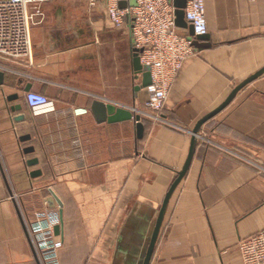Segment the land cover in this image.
I'll return each instance as SVG.
<instances>
[{
	"label": "crops",
	"instance_id": "crops-1",
	"mask_svg": "<svg viewBox=\"0 0 264 264\" xmlns=\"http://www.w3.org/2000/svg\"><path fill=\"white\" fill-rule=\"evenodd\" d=\"M31 55L0 56V264H40L28 226L62 203L61 264H142L197 123L264 68V0H205L207 34L179 71L162 121L132 69L128 26L102 3L48 0ZM180 34L189 36L187 29ZM48 99L31 109L25 89ZM139 116L109 122L95 102ZM35 161L33 164H29ZM264 230V73L195 136L149 264H241L240 241Z\"/></svg>",
	"mask_w": 264,
	"mask_h": 264
},
{
	"label": "built area",
	"instance_id": "built-area-1",
	"mask_svg": "<svg viewBox=\"0 0 264 264\" xmlns=\"http://www.w3.org/2000/svg\"><path fill=\"white\" fill-rule=\"evenodd\" d=\"M47 1L0 0L1 57L24 59L31 55L30 30L43 17L40 7ZM173 1L86 0L89 7L102 3L116 27H129L132 48L141 50L139 63L149 69L146 108L156 121H162L164 103L184 61L194 54L192 40L207 34L205 0H185L184 19L192 27V37L180 34L175 26ZM25 101L31 109L48 105V99L35 92H27ZM57 225L59 213L49 209L28 226L40 264H61L62 241L55 235ZM238 250L241 264H264V230L240 241Z\"/></svg>",
	"mask_w": 264,
	"mask_h": 264
},
{
	"label": "water",
	"instance_id": "water-1",
	"mask_svg": "<svg viewBox=\"0 0 264 264\" xmlns=\"http://www.w3.org/2000/svg\"><path fill=\"white\" fill-rule=\"evenodd\" d=\"M185 4L186 1L185 0H174L173 1V6L175 8V26L178 29H187L189 32V36L192 37L193 36V30L191 26H188L185 19H184V12L183 9L185 8ZM121 7H124L125 4H121ZM205 36H201V37H196L195 39L200 40V39H204ZM132 52V69L133 72L135 73V75H141L142 81H141V85L135 87V91H139L141 88H146L147 86L150 85V74H149V69L146 66H141L139 63V54L141 53V50H137L135 48H132L131 50ZM264 73V68L261 69L260 71H258L257 73H255L254 75H252L250 78H248L246 81H244L243 83H241L240 85H238L233 91L232 93L228 96V98L226 99V101L220 105L216 110H214L213 112H211L210 114H208L206 117H204L202 120H200L197 125L195 126L194 130H193V137H192V142H191V148H190V152L188 154L186 163L182 169V171L179 173L178 178L176 179V181L173 183L171 189L169 190L168 194L166 195L164 202L162 204V207L160 209L153 233L151 235V239L145 254V257L143 259L142 264H149L150 263V259L152 257L153 254V250L155 247V243H156V239L159 233V229L161 226V222H162V218L165 212V208L168 202V199L170 198L172 192L174 191L175 187L178 185V183L180 182V180L183 178V176L185 175L191 158H192V154L194 151V143H195V136L197 135L198 130L200 129V127L209 119H211L212 117H214L217 113H219L222 109H224L228 103L233 99V97L236 95V93L238 91H240L243 87H245L247 84L251 83L253 80L257 79L258 77H260L262 74ZM4 83V73L2 71H0V86H2ZM30 90L29 87H27L25 89V92H28ZM92 109L95 113L98 114V118L102 119L104 117L105 114H107L109 116L108 121L109 122H118V121H122V120H130V119H135L137 122V135L140 138L141 134H142V125L140 123H138L139 121V116H133V114L127 110L124 109H119L115 106L112 105H104L102 102H95L92 106ZM35 163V161H31L29 164H33ZM47 203L49 205L50 208H55L58 207V213H59V225H57L55 227V235L59 236L61 233V228H62V203L59 201V199L56 197V195L53 192H50V197L47 199Z\"/></svg>",
	"mask_w": 264,
	"mask_h": 264
},
{
	"label": "rangeland",
	"instance_id": "rangeland-1",
	"mask_svg": "<svg viewBox=\"0 0 264 264\" xmlns=\"http://www.w3.org/2000/svg\"><path fill=\"white\" fill-rule=\"evenodd\" d=\"M40 10H41V12H42V9H41V7H40ZM42 13H43V12H42ZM42 19H43V18H38V19H37V21H39V20H40V21H39V23H41V22H42ZM31 28H32V27H31Z\"/></svg>",
	"mask_w": 264,
	"mask_h": 264
}]
</instances>
